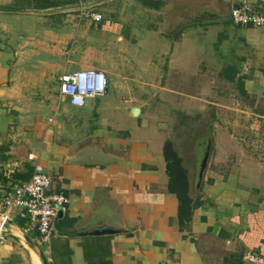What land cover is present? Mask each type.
I'll return each mask as SVG.
<instances>
[{
  "label": "crops",
  "instance_id": "obj_1",
  "mask_svg": "<svg viewBox=\"0 0 264 264\" xmlns=\"http://www.w3.org/2000/svg\"><path fill=\"white\" fill-rule=\"evenodd\" d=\"M119 1L0 0V197L25 182L37 163L50 179L49 191L63 193L68 200L46 243L23 211H10L6 221L11 235L0 236V264H40L29 242L41 249L48 264H250L243 258L247 252L264 258L261 187L241 185L237 171L228 165L206 166L190 220L179 229L176 199L166 192L165 141L160 140L154 151L145 139L134 141L105 130L107 120L95 114L105 108L112 91H120L125 117L147 127L144 111L152 98L166 103L168 95L184 94L181 63L173 65L167 58L168 47L177 44L170 37L179 35L198 45L199 32L206 27L199 14H206L205 20L216 19L240 1L262 12L264 0ZM113 2L118 3L119 15L111 10ZM124 6L129 7L127 13ZM90 14L101 19L94 21ZM126 28L144 30V39L138 36L130 43L136 36L123 34ZM239 28L245 31L231 34L229 47L238 46L237 58L249 69L247 78H260L254 84L261 88L264 29ZM143 43L151 54L137 61L138 74H126L123 68L131 63L127 50ZM165 56L161 70L158 64ZM80 69L101 70L107 80L105 94L92 99L100 127L86 113L79 120L88 127L82 136L72 128L78 119L68 113L71 106L50 87L61 73ZM194 93L193 87L187 99L199 100V92ZM132 107L138 109L136 117L129 115ZM229 137L234 139L233 134ZM86 145H99L123 160L105 165L66 162ZM28 154L34 159L27 160ZM186 176L188 181L187 170Z\"/></svg>",
  "mask_w": 264,
  "mask_h": 264
},
{
  "label": "rangeland",
  "instance_id": "obj_2",
  "mask_svg": "<svg viewBox=\"0 0 264 264\" xmlns=\"http://www.w3.org/2000/svg\"><path fill=\"white\" fill-rule=\"evenodd\" d=\"M111 5L112 12L119 15V6H116L118 3L113 2ZM128 9V6H124L122 11L127 13ZM263 11L260 12L264 14ZM198 16L199 20L207 17L206 14ZM203 25L206 27L203 28L204 32L201 29L200 35L198 34V45L180 39L179 35L176 38L170 37L177 40V44H174L172 49L168 47L171 51L167 58L172 59L173 65L181 63L178 73L182 74L180 92L184 94L178 97L168 95L166 103L152 98L147 106L148 110L144 111V116L149 121L147 127L141 126L139 119L125 117L126 110L120 104V97L123 96L120 91H112L106 98L105 108L99 109L95 114L98 113V116L107 120L108 126L104 127L105 130H114L115 134L121 137L130 136L134 141L145 139L154 151L159 148L160 140L164 142L171 139L174 148L182 156L189 181L194 165V151L199 145L198 142L208 132L210 148L205 167L223 168L228 165L231 171H237V182L253 188L261 187V192L264 193V86L255 87L254 82H258L260 78L249 81V69L244 68L237 58L239 54L235 50L238 46L229 47L233 42L230 40L231 34H241L245 29L234 26L229 21ZM131 32L133 31L126 28L123 34ZM132 34L136 38L130 37L129 40L130 43H135L138 36L144 39L145 32L135 30ZM244 41L247 40L244 38ZM239 46H242V43ZM127 52L130 54L128 58L131 57V63L126 65L123 71L126 74H138L140 64L137 61L145 60L151 51L143 43L139 48L130 46ZM132 58H135L134 62ZM165 60L166 56L162 57L161 63L158 64L161 70H164ZM54 78L56 79L57 75ZM244 78L248 80H243ZM242 80L249 86L246 87ZM50 87L57 88V81H52ZM193 87L195 93L199 92V100L195 98L192 101L186 97V92L193 90ZM104 99L101 98L100 103H104ZM86 104L85 109L68 107L72 119H78L72 128L77 130L76 134L81 132V136L88 132V127L79 124V120L86 113L93 117L92 109L95 106L93 100H88ZM92 122L100 127L98 119L93 117ZM229 134H233L234 139L231 140ZM245 152L251 155V158ZM229 154L230 157L224 158V155Z\"/></svg>",
  "mask_w": 264,
  "mask_h": 264
},
{
  "label": "built area",
  "instance_id": "obj_3",
  "mask_svg": "<svg viewBox=\"0 0 264 264\" xmlns=\"http://www.w3.org/2000/svg\"><path fill=\"white\" fill-rule=\"evenodd\" d=\"M230 23L234 26L264 29V14L250 7L245 1H240L230 9ZM94 21H99L101 15L90 14ZM107 80L104 73L98 69H80L61 73L57 78V92L69 106L81 108L88 100L105 94ZM34 155L28 154L27 160H33ZM50 179L42 167L33 163L28 179L14 187L10 193L0 197L1 226L7 220L10 211L18 209L25 213L32 229L42 243H46L52 232L57 211H63L68 202L67 197L60 192H50ZM250 264H264V258L247 252L243 256Z\"/></svg>",
  "mask_w": 264,
  "mask_h": 264
},
{
  "label": "water",
  "instance_id": "obj_4",
  "mask_svg": "<svg viewBox=\"0 0 264 264\" xmlns=\"http://www.w3.org/2000/svg\"><path fill=\"white\" fill-rule=\"evenodd\" d=\"M230 12V11H229ZM229 12L216 19H204L201 22L203 23H210V22H228L230 21V15ZM138 114V109L135 107H132L129 110V115L131 117H136ZM199 145L196 146V149L194 151V165L191 169V181L188 180V188L190 194L192 195L191 198V204L193 203V200L197 196L198 188L202 180V173L205 169L208 152L210 148V138L208 132L206 133V136L200 140ZM123 158L116 156L112 152L105 151L101 146L99 145H86L82 146L74 151V153L66 159L67 163L71 164H78V165H105L110 163H116L119 161H122ZM61 215V211H57L56 217H59ZM1 234L5 235H11L10 232V225L7 221H4L1 226ZM23 239L27 242L25 237ZM33 248L32 251L36 255L38 261L40 264H48L43 252L41 249L36 246L35 244L29 242Z\"/></svg>",
  "mask_w": 264,
  "mask_h": 264
},
{
  "label": "trees",
  "instance_id": "obj_5",
  "mask_svg": "<svg viewBox=\"0 0 264 264\" xmlns=\"http://www.w3.org/2000/svg\"><path fill=\"white\" fill-rule=\"evenodd\" d=\"M162 156L167 176L166 192L176 199V217L179 229H182L188 224L192 213L186 170L181 164L180 157L173 149L171 141L166 140L163 143Z\"/></svg>",
  "mask_w": 264,
  "mask_h": 264
}]
</instances>
